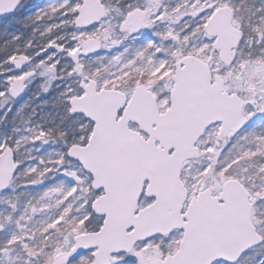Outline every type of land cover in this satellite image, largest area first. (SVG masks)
Here are the masks:
<instances>
[{
    "label": "snow or ice",
    "instance_id": "6c2138e0",
    "mask_svg": "<svg viewBox=\"0 0 264 264\" xmlns=\"http://www.w3.org/2000/svg\"><path fill=\"white\" fill-rule=\"evenodd\" d=\"M0 264H264V0H0Z\"/></svg>",
    "mask_w": 264,
    "mask_h": 264
}]
</instances>
